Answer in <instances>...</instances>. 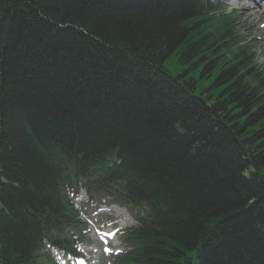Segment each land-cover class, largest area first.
I'll list each match as a JSON object with an SVG mask.
<instances>
[{
  "label": "trees",
  "instance_id": "obj_1",
  "mask_svg": "<svg viewBox=\"0 0 264 264\" xmlns=\"http://www.w3.org/2000/svg\"><path fill=\"white\" fill-rule=\"evenodd\" d=\"M137 212L117 264H264V67L203 0H0V264L73 253L70 194Z\"/></svg>",
  "mask_w": 264,
  "mask_h": 264
},
{
  "label": "rangeland",
  "instance_id": "obj_2",
  "mask_svg": "<svg viewBox=\"0 0 264 264\" xmlns=\"http://www.w3.org/2000/svg\"><path fill=\"white\" fill-rule=\"evenodd\" d=\"M213 2L215 0H209ZM223 8L226 13H230L233 17V21L236 24V30L240 33L242 40L249 42L250 47L255 48L257 52L258 61L264 67V16L258 14L257 12L253 13V10L257 9L255 3L248 1H241L239 5H236L235 1L239 0H221ZM258 2L260 7L264 4ZM243 2V3H242ZM246 4V8H243V5ZM262 6V7H263ZM264 8V7H263ZM253 14H251L249 12ZM83 200L80 203L76 202L80 206V213H82L83 221L86 224V228L80 232L82 235L83 243L82 245L74 247L76 253L83 258H85L87 264H98L97 259H100V264H114L116 257L122 253L124 250V245L121 242L119 233L121 230H124L130 227L133 223L132 220H129L126 215L115 213L111 204L103 203V200H96L94 202L85 204L86 198L78 197L76 200ZM122 226V227H121ZM106 231L109 233H114L111 235L112 242L110 252L116 254L115 257H107L102 252V247L97 243V237L102 232ZM106 247V248H107ZM58 258L61 259V262L64 264H75V261L72 258L61 257L58 255Z\"/></svg>",
  "mask_w": 264,
  "mask_h": 264
},
{
  "label": "bare ground",
  "instance_id": "obj_3",
  "mask_svg": "<svg viewBox=\"0 0 264 264\" xmlns=\"http://www.w3.org/2000/svg\"><path fill=\"white\" fill-rule=\"evenodd\" d=\"M241 3V1L239 0L238 2H236V5H239L240 6V4H238V3ZM243 3V2H242ZM256 7H257V9H255V10H253V13H255V12H257L258 14H260V15H263L264 16V6L262 7H260V5L259 6H257L256 5ZM243 8H246V4H244L243 5ZM246 10H248V8H246ZM249 12L251 13V14H253L252 12H251V10H249ZM112 210L115 212V213H117V214H122V215H125L126 214V212L124 211V210H122V209H120V208H118V207H116V206H112Z\"/></svg>",
  "mask_w": 264,
  "mask_h": 264
}]
</instances>
